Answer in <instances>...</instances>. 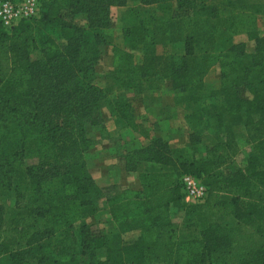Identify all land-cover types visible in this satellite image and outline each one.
I'll use <instances>...</instances> for the list:
<instances>
[{"label": "trees", "instance_id": "1", "mask_svg": "<svg viewBox=\"0 0 264 264\" xmlns=\"http://www.w3.org/2000/svg\"><path fill=\"white\" fill-rule=\"evenodd\" d=\"M126 1L37 0V18L10 30L0 24V259L7 258L0 264H58L46 252L49 242L72 230L85 264H180L182 248L189 251L185 264H264V0H135L148 9L127 14L128 50H114L123 77L115 83L156 89L167 82L182 94L192 155L159 137L127 153L126 171L146 165L141 190L106 198L115 225L110 236L86 224L95 212L89 196L100 190L83 160L85 128L99 124V103L121 128L141 129L129 103L90 77L109 9ZM79 18L86 28L75 23ZM238 35L253 43L251 52L234 42ZM37 47L31 60L29 50ZM215 65L219 85L210 88L204 77ZM236 127L260 139H244L250 147L244 169L217 177L220 158L197 156L201 133L210 130L209 149H219ZM26 156L37 163L22 169ZM185 174L206 188L203 202H183ZM11 194L13 203L6 200ZM172 210L182 212L200 241L177 242ZM132 231L138 237L125 244L123 235Z\"/></svg>", "mask_w": 264, "mask_h": 264}, {"label": "rangeland", "instance_id": "2", "mask_svg": "<svg viewBox=\"0 0 264 264\" xmlns=\"http://www.w3.org/2000/svg\"><path fill=\"white\" fill-rule=\"evenodd\" d=\"M138 9H148V7L139 6L135 0H127L124 5L114 6L109 9L108 27L103 30L102 43L99 45L97 51V61L90 74L91 82L96 88L102 91L110 90L111 94L123 97L131 107L135 123L138 124L137 122L141 121V125L138 124L141 128L140 133L121 128L117 124V119L109 112L106 103L101 101L99 103V124L85 128V138L89 141V145L83 154V160L88 174L92 178L95 186L100 190L98 193L89 196L94 202L95 212L93 216L86 218L85 222L96 235L103 234L110 236L115 228L108 214V202L106 198L108 196H114L116 193L122 194L123 197L124 195L126 196L122 168L120 167L123 165L122 159L127 153L146 148L151 138L155 137H159L168 144L171 130L174 131L173 128L177 127V145L175 147H169L182 149L188 157L192 155V148L188 140L189 132L185 122V116L188 114V111L181 104L182 94L172 90L167 82L161 83L156 89H146L145 85L139 88L118 87L115 83V79L117 80L123 77L119 74L118 62L114 50L115 48L125 51L128 50L124 37L127 14L130 10ZM75 23L80 27H87V22L84 18L77 19ZM234 42L244 44L247 52H251L253 49V43L245 35L236 36ZM38 51L39 47L31 48L29 50V58L31 60L35 59ZM220 74L221 69L217 65L213 66L205 75L204 83L210 88H217ZM147 110L150 112L147 114V119H144L146 116L143 112ZM153 114L159 118V121H156V123H152L153 119H150V117H153ZM144 121L146 123L142 124ZM233 133L234 136H227L232 140L222 145L219 149L214 148L211 150L205 144L206 141L208 142V138L203 140L202 132V144L199 145L200 149L197 152V156L205 155V157H209L218 154L220 158L218 163L229 161L237 162L235 153L239 150L241 144L245 145L244 139L248 140L251 137L255 140L260 139L258 132L251 129L247 131L243 127L234 128ZM226 144H228L227 147H225ZM228 154H232V159H230ZM36 163L37 157L26 156L22 169L35 165ZM116 167L119 168L116 169ZM114 171L116 179L115 181L113 180L114 182L112 181L113 183L111 180H109L111 183L102 185L95 182L96 179L101 180L99 181L101 183H107L105 180L106 175H108V172L113 173ZM91 172L94 177L91 175ZM46 188L51 191L52 184H46ZM133 191L136 193L139 192L138 189ZM6 200L9 203H13L14 194H11ZM171 215L177 242L185 245L187 241L201 240V236L196 228L184 225L181 217L182 212L177 213L176 210H172ZM137 237L138 231L126 233L123 235V242L125 244L132 243ZM78 244L76 234L72 230L62 240L52 239L49 242V247L46 252L50 253V258H55L58 264H76V261L77 264H85L81 259L82 257L78 256ZM188 255L189 251L182 248L178 253L179 263L185 264L189 260ZM0 260L4 263L7 262L6 257H1ZM205 264H208V262H205Z\"/></svg>", "mask_w": 264, "mask_h": 264}, {"label": "built area", "instance_id": "3", "mask_svg": "<svg viewBox=\"0 0 264 264\" xmlns=\"http://www.w3.org/2000/svg\"><path fill=\"white\" fill-rule=\"evenodd\" d=\"M38 14L37 0H0V24L5 30H10L22 21L37 18ZM180 186L185 204H196L205 200L206 188L192 175H182Z\"/></svg>", "mask_w": 264, "mask_h": 264}, {"label": "crops", "instance_id": "4", "mask_svg": "<svg viewBox=\"0 0 264 264\" xmlns=\"http://www.w3.org/2000/svg\"><path fill=\"white\" fill-rule=\"evenodd\" d=\"M149 110L143 112V114L146 116L144 119H147L148 115L149 114ZM135 114V113H134ZM156 115V114H155ZM136 119V117H135ZM150 119H153V122L152 123H156V121H159V118L155 117L154 114H153V117H150ZM149 120V119H148ZM151 121V120H149ZM136 122H137V119H136ZM139 125H141V121L137 122ZM146 121L142 122V124H145ZM174 131L171 130L170 134H169V139H168V144L169 146L171 147H175L177 145V141H178V137H177V127L173 128ZM133 132V131H132ZM173 134V135H172ZM213 135H212V132L209 130V131H205L203 132V140H206L208 138V142L206 141V145L209 147V148H212L213 147V143H215V141H213L212 139ZM249 152H250V147L249 145H247L245 143V145H242L239 146V150L235 153V159L237 160V162H222V163H215V160L213 158H217L218 157V154H216L215 156H209V159L213 161L214 166H213V169H214V174L217 176V177H221L222 175H225V174H228L229 171H232L234 169H238V170H242L245 168L246 166V159L249 155ZM228 153V152H227ZM228 156L230 157V159H232V154H228ZM234 157V156H233ZM115 166H117L115 164ZM120 167V166H119ZM119 167H116V169H118ZM145 167L146 165L144 164H141L137 167V170L135 171H126L125 168H124V165H122L120 168H122V175H123V179H124V188H125V193L126 194H130L131 192H134L133 190L135 189H138V191H140V184H139V181H138V176L139 174H141L144 170H145ZM117 171V170H115ZM115 171L112 173V172H108V175H106V178L105 180L107 181V183H101L99 181L101 180H96L95 178V182L98 183L99 185H102V184H108L111 180V182L115 179ZM221 173L222 175L218 176V174ZM91 175L93 176L92 172H91ZM94 177V176H93ZM113 181V182H114ZM110 182V183H111ZM112 182V183H113ZM137 186V188H136ZM229 219V218H227Z\"/></svg>", "mask_w": 264, "mask_h": 264}]
</instances>
